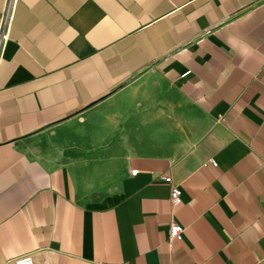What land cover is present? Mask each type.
<instances>
[{
	"label": "crops",
	"instance_id": "obj_1",
	"mask_svg": "<svg viewBox=\"0 0 264 264\" xmlns=\"http://www.w3.org/2000/svg\"><path fill=\"white\" fill-rule=\"evenodd\" d=\"M3 23L0 264H264V0H0Z\"/></svg>",
	"mask_w": 264,
	"mask_h": 264
},
{
	"label": "built area",
	"instance_id": "obj_2",
	"mask_svg": "<svg viewBox=\"0 0 264 264\" xmlns=\"http://www.w3.org/2000/svg\"><path fill=\"white\" fill-rule=\"evenodd\" d=\"M5 23L0 29V39L4 36ZM216 165V163H214ZM135 172V171H134ZM163 181L171 186V203L178 206L182 203V190L176 185L170 176H164ZM184 235V227L176 221H173L169 228V239L171 241L181 240ZM15 264H36L32 254H26L15 259Z\"/></svg>",
	"mask_w": 264,
	"mask_h": 264
}]
</instances>
